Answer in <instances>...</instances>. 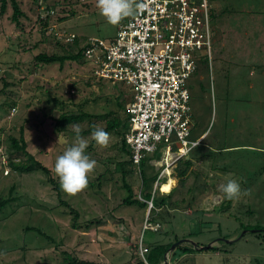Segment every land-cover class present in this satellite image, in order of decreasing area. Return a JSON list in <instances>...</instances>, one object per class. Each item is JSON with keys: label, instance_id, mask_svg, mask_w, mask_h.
Listing matches in <instances>:
<instances>
[{"label": "rangeland", "instance_id": "1", "mask_svg": "<svg viewBox=\"0 0 264 264\" xmlns=\"http://www.w3.org/2000/svg\"><path fill=\"white\" fill-rule=\"evenodd\" d=\"M17 1L28 17L21 18V28L11 21L10 5L0 15V198L9 199L0 208V264H63L74 257L93 264H134L152 254L142 255L143 249L175 236L179 240L170 249L179 243L176 247L195 250L193 243H198L219 250L173 254L175 247L161 264H264V0H217L214 8L208 0L210 68L206 55L200 56L196 73L187 80L190 139L203 138L179 162L161 152L146 163V173L157 174V182L174 180L166 205L152 215L148 201L147 208L122 205L128 196L124 180L138 200L145 197V188L140 167L128 161L122 147V127L107 129L109 119L118 115L123 120L114 97L131 100L129 88L122 82L99 83L86 57L61 66L39 65L34 59L41 52L74 53L77 47L64 38L70 35L79 38V47L91 38L109 44L128 17L112 25L96 0H38L44 13L46 6L59 3L50 8L45 29L36 20L37 4ZM54 96L69 111L86 103L83 110L95 115L77 122L96 165L88 183L74 193L61 188L54 171L56 157L75 141L74 122L61 131L55 128L52 117L59 115L60 105L48 102ZM109 111L113 115L106 117ZM91 126L110 133L106 146L96 143ZM22 127L28 151L50 170L57 186L41 170L19 174L8 166L9 137L19 138ZM187 159L192 168L181 183L175 170ZM227 178H237L246 190L238 199H226L219 190ZM157 182L149 191L158 189L160 199L167 191ZM61 202L77 211L75 221ZM150 217L161 226L150 223Z\"/></svg>", "mask_w": 264, "mask_h": 264}, {"label": "built area", "instance_id": "2", "mask_svg": "<svg viewBox=\"0 0 264 264\" xmlns=\"http://www.w3.org/2000/svg\"><path fill=\"white\" fill-rule=\"evenodd\" d=\"M134 2L140 7L118 26L112 42L91 38L83 46L84 57L94 65L92 77L129 88L124 141L129 160L139 168L149 155L161 151L178 161L199 144L190 139L187 80L200 56L206 55L210 68L212 28L208 0ZM64 38L72 42L75 36ZM148 203L152 207V200Z\"/></svg>", "mask_w": 264, "mask_h": 264}, {"label": "trees", "instance_id": "3", "mask_svg": "<svg viewBox=\"0 0 264 264\" xmlns=\"http://www.w3.org/2000/svg\"><path fill=\"white\" fill-rule=\"evenodd\" d=\"M32 1H33V4H37V8L39 9V13H38L36 20L39 21L41 26H43L45 29H47L46 27L48 26L49 19H50L49 17L51 14V13H49V12H51L50 8H52V11H53L54 6L58 5L59 3L56 2V4L52 7L46 6V9L48 11H46V13H44V9L41 8L42 2L37 3L38 0H32ZM9 5L12 8L11 21H13L17 27L21 28V26H22L21 18L28 19V17H27V14L24 13L22 11V9L20 8V5H19L17 0H0V15L3 16L7 12ZM42 6H44V5L42 4ZM43 13H44V16H43ZM58 43H59V40H58ZM69 43H71V45L77 47V49L74 53H64L62 55H59L56 53L51 54V53H47V52H41V53H38L34 58L36 63L39 65H50V64L58 62L61 66L66 61H69V62L81 61L82 58H84V49H85L84 47L85 46L79 47V38H75L72 42H69ZM92 74H93V70H92ZM6 79H7V77L4 75L1 77V80H3L5 87H7L9 85L6 82ZM96 80H98L99 83L103 82L101 79H96ZM11 94H12V92H8L7 95L11 96ZM120 94L123 95L124 91L121 90ZM96 99H98V98H96ZM104 99L106 101V104L110 103L109 100H107L106 98H104ZM114 100L116 101L117 110H122L124 113L123 120H121L118 115L115 118L113 117L112 119H109L107 121V129H115V128L122 127V132H121V130L119 131V133L122 137V147L124 149L126 156L129 158L130 152L127 149V146H126L125 141H124V134L128 130V126H129L128 113H127V104L129 103V100L127 99V97L125 99V102L120 101L119 97H114ZM50 101H54L60 105L59 115L57 117H52V119L54 120V125H55V128L57 131L64 130L67 127V125L72 123V122L77 123V122L86 120L87 118L91 119V118L95 117V115L90 114L89 112H86L83 110V107L86 105V103H82V105L81 104L76 105V106H78V111L77 110L76 111H73V110L69 111L68 109H65L66 102L63 100L62 101L58 100L56 98V96L49 98L48 102H50ZM13 106H14V103L11 104V107H13ZM111 115H113V111H109L108 113L105 114L106 117L111 116ZM101 116H103V115H101ZM23 129L24 128L22 127L19 138H15L13 136L9 137L12 149H10L7 153V159H8L7 164H8V166L11 168V170L13 172H16L19 174L29 173V172H32L35 170H41L44 174H46L49 177L50 181L52 183H54L55 186H57L56 181L50 175V170L46 166H44L40 161L34 159L33 155L28 151V142H27V140L24 139ZM89 130H93V126H91V128ZM160 155H161V151H159L155 154L149 155L148 157L143 159L141 164H140V175H141L143 187L145 188V197H141L142 200H138L137 198H135L134 194L132 192L131 186L129 184H127L125 182V180L123 181L122 187L125 188V190L128 192V196L123 198L122 205H126V206L137 205L140 208H147L148 204L146 203V201L152 200V208L150 210L151 215L153 212L155 214V209L161 208V207L166 205V200L169 199L173 190H171L169 193L163 192V193H167V194H164L163 197L158 199V197L156 196L158 189H157V191H154L153 193H152V191H149L150 188H152V185L158 181V176H157V174H153V173L147 174L146 170L144 168L146 166V163L150 159H159ZM180 160L181 159H179L178 162ZM128 161L131 162L130 160H128ZM131 164H132V162H131ZM180 164H182V167L176 166L175 171L177 172L176 176L178 177L179 181L181 183H183L185 181L184 179H186L187 173L190 171V168L192 166V162H191V160L187 159ZM123 173H126V171L124 170ZM159 182L163 183L165 181L162 180ZM8 200L9 199L0 198V208L3 207V205L5 203H7ZM61 203H63V205H65L66 207H69L70 211L74 215L73 219L75 221L78 217L77 211L73 210L67 202H61ZM149 220H150L149 221L150 223H153L155 225L156 224L160 225V220H158L156 217H152ZM73 227L76 228L77 225L75 223H73ZM86 227H88V226L86 225ZM150 231H152V230H150ZM153 232H156V231H153ZM188 237H191V234L188 235ZM178 240H179V237L175 236L173 241L155 242L153 244V246H149L146 248V252L148 250L147 253H149L151 251L152 254L148 255V257H146L144 255L145 260H142V259L137 260L134 264H161L163 261V256L170 250L171 245L174 242H177ZM198 245L199 244H197V246ZM210 249L213 251H218L217 247H211L208 250H210ZM192 251L198 252V251H203V249H195L194 250V249H192V247H187L185 245H181L179 247H176L173 254H175V252H180L182 254H186V253H190ZM81 263L82 264H93V263H88L84 260H80L76 257H74L72 259L65 260L63 264H81Z\"/></svg>", "mask_w": 264, "mask_h": 264}, {"label": "clouds", "instance_id": "4", "mask_svg": "<svg viewBox=\"0 0 264 264\" xmlns=\"http://www.w3.org/2000/svg\"><path fill=\"white\" fill-rule=\"evenodd\" d=\"M96 7L109 24L116 25L123 18L135 15L140 5L134 0H96ZM71 127L75 141L56 157L54 171L61 188L74 193L88 183V174L94 169L96 160L86 152L88 140L81 136L80 124L72 123ZM91 136L98 145L109 143L110 133L104 127H96ZM218 188L226 199H238L246 191L242 190L237 178H227Z\"/></svg>", "mask_w": 264, "mask_h": 264}, {"label": "crops", "instance_id": "5", "mask_svg": "<svg viewBox=\"0 0 264 264\" xmlns=\"http://www.w3.org/2000/svg\"><path fill=\"white\" fill-rule=\"evenodd\" d=\"M211 6H212L213 8H214V7H218V1H217V0H212V2H211ZM214 26H215V25H214ZM213 32H215V30H213ZM262 68H263V72H264V67H262ZM253 73H254V70H252V74H253ZM254 74H255V73H254ZM254 74H253V75H254ZM204 135H205V134H204ZM204 135H203V136H204ZM201 138H203V137H200V138L198 139V140H199V143H200ZM191 168H192V166H191ZM191 168H190V169H191ZM161 183H162V182H160V183L157 182V183H156V186H157L158 184L160 185ZM171 189H172V188H171ZM168 193H169V191H168ZM189 244H190V243H189ZM193 244L195 245V248H196V249H200L201 247L204 246V245H202V244H199V245L197 246L198 243H193ZM188 246H189V245H188ZM210 246L212 247L213 245L210 244ZM189 247H190V246H189ZM211 247H210V248H211ZM218 250H219V248H218Z\"/></svg>", "mask_w": 264, "mask_h": 264}, {"label": "bare ground", "instance_id": "6", "mask_svg": "<svg viewBox=\"0 0 264 264\" xmlns=\"http://www.w3.org/2000/svg\"><path fill=\"white\" fill-rule=\"evenodd\" d=\"M170 159V158H169ZM169 163V162H168ZM171 170V169H170ZM170 171L169 170H166L165 169V173H169ZM174 183V180L170 177L167 181H165L164 183H162V190L163 191H170L171 188H172V185Z\"/></svg>", "mask_w": 264, "mask_h": 264}, {"label": "water", "instance_id": "7", "mask_svg": "<svg viewBox=\"0 0 264 264\" xmlns=\"http://www.w3.org/2000/svg\"><path fill=\"white\" fill-rule=\"evenodd\" d=\"M179 243H175V245L174 246H172V249H170V250H173L177 245H178ZM195 246V245H194ZM211 246L209 245V246H203V247H201L200 249H203V250H207V249H209ZM165 259H166V256H165ZM82 264V263H81Z\"/></svg>", "mask_w": 264, "mask_h": 264}]
</instances>
